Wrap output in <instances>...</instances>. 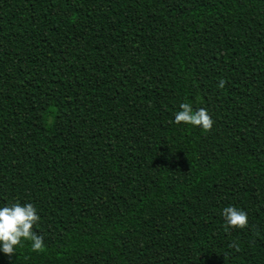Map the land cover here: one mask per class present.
I'll use <instances>...</instances> for the list:
<instances>
[{"label": "trees", "instance_id": "1", "mask_svg": "<svg viewBox=\"0 0 264 264\" xmlns=\"http://www.w3.org/2000/svg\"><path fill=\"white\" fill-rule=\"evenodd\" d=\"M181 103L211 131L175 124ZM15 202L44 248L0 264H264V0H0Z\"/></svg>", "mask_w": 264, "mask_h": 264}, {"label": "clouds", "instance_id": "2", "mask_svg": "<svg viewBox=\"0 0 264 264\" xmlns=\"http://www.w3.org/2000/svg\"><path fill=\"white\" fill-rule=\"evenodd\" d=\"M226 81L221 79L219 88H224ZM180 111L175 115L174 123L198 126L209 132L214 121L204 108L193 110L189 103H181ZM222 215L230 229H244L248 226V216L245 211L228 206L223 209ZM40 217L31 203L21 205L19 202L0 207V251L5 255H15L17 247L23 246V241H31L32 250L39 252L44 248L43 237L33 231ZM229 247H237L229 245ZM238 250V247H237Z\"/></svg>", "mask_w": 264, "mask_h": 264}]
</instances>
